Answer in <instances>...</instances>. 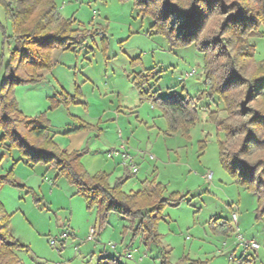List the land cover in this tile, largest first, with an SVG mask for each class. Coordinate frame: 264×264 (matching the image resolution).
Listing matches in <instances>:
<instances>
[{
  "label": "rangeland",
  "instance_id": "374dc122",
  "mask_svg": "<svg viewBox=\"0 0 264 264\" xmlns=\"http://www.w3.org/2000/svg\"><path fill=\"white\" fill-rule=\"evenodd\" d=\"M55 2L77 43L65 49L69 41L64 40L56 46L52 65L41 72L40 81L14 87L19 110L28 119L52 118L66 130L92 123L96 128L90 129V140L96 147L106 141L117 147L130 136L135 140L133 149L147 162L138 174L124 173L119 166L120 174L111 183L126 175L122 189L133 193L149 177L163 184L166 196L188 195L181 204L166 207L158 224L162 246L140 238L133 241L130 230L123 233L130 220L117 212L99 229L97 209L88 207L75 185L51 163L34 162L16 144L4 142L0 128V176L10 175L17 183L0 187V202L13 235L24 245L17 251L20 263L99 264L102 258L115 257L122 264H178L190 253L199 264H247V260L264 264V217H258V198L239 185L220 161L219 141L224 134L217 131L211 116H224L225 105L218 97L208 98L205 55L195 43L172 42L138 0ZM0 20L11 37L12 21L2 3ZM250 42L256 61H263L264 36ZM10 48H14L11 38L4 45L0 87ZM150 68L160 77L154 89L163 97L206 93L187 135L170 129L158 103L141 100L133 79ZM50 134L55 142L62 140L54 138L51 129ZM209 173L211 179L206 177ZM250 241L260 247H247ZM183 242L189 244L187 251Z\"/></svg>",
  "mask_w": 264,
  "mask_h": 264
},
{
  "label": "trees",
  "instance_id": "16d2710c",
  "mask_svg": "<svg viewBox=\"0 0 264 264\" xmlns=\"http://www.w3.org/2000/svg\"><path fill=\"white\" fill-rule=\"evenodd\" d=\"M11 19L13 34L7 35L0 20V68L4 45L13 39L14 48L5 68L0 87V128L2 140L16 144L34 162H49L75 185L90 209L96 208L99 229L117 212L130 220L132 240L161 245L158 224L169 205H179L188 193L165 195V188L155 178L146 189L126 193L122 186L128 176L110 182L109 174L91 175L81 159L88 148L67 151L50 134L48 119H28L19 110L14 87L41 80L42 71L52 65L51 53L61 43L65 49L77 43L70 24L57 12L55 0H0ZM149 9L155 26L172 42L195 43L205 55L204 74L210 85L208 98L218 97L225 105V115L212 114L219 141L220 161L224 169L242 187L258 198V217H264V60L256 61L252 37L264 36V0H138ZM65 40V41H64ZM64 41V42H63ZM159 75L153 68L134 77L142 101L158 103L172 131L188 134L198 116L199 103L206 93L184 98L163 97L154 89ZM56 107V101L53 102ZM96 128L82 123L78 130ZM16 183L10 175L0 176V187ZM229 229L225 231H229ZM96 233V228L93 230ZM24 245L10 227L0 202V264H21L17 251ZM247 264H252L247 260ZM187 255L178 264H199ZM99 264H122L115 258H102Z\"/></svg>",
  "mask_w": 264,
  "mask_h": 264
},
{
  "label": "crops",
  "instance_id": "0c3cea01",
  "mask_svg": "<svg viewBox=\"0 0 264 264\" xmlns=\"http://www.w3.org/2000/svg\"><path fill=\"white\" fill-rule=\"evenodd\" d=\"M107 111H105L106 113ZM118 112H120L118 110ZM54 114L56 113V110L53 112ZM121 116L118 115V121H119V117ZM110 120V119H109ZM50 123H51V132L54 131V138H62V140L56 142L60 148L65 149L69 152L71 151H75V150H81L84 148V146H86L88 148V152L82 157L81 161L85 167V169L91 174L94 175L98 172H106L107 174H109V178H110V182L111 179H113V177L118 174H120V168L119 166L124 167V173L125 171H129L128 168H126L123 164H122V149H121V145L122 143L117 146V147H113L116 146L115 142H108L106 141L102 147L99 146H94L93 142L90 140L93 131L91 130H78V128L80 126L75 125L74 128L72 129H68L66 130V128H62L61 126L57 125L52 118L50 119ZM102 121V118L101 120ZM88 124H92V123H88ZM67 126H69L67 124ZM94 126V124H93ZM119 131V129H118ZM118 133V132H117ZM121 133V136H120ZM119 136L122 138L124 137V133H122L121 131L119 132ZM134 143L135 140L133 138H131L130 136L126 138V151L133 157L134 162L137 164L138 166V172L137 174L140 172V169L142 168L143 164H145V159L142 156L141 152H137L136 149L134 148ZM112 146V147H111ZM102 148H106V149H102ZM112 149H116V150H120V154L115 155L113 157H109L108 156V152ZM148 162L150 163V161H152L150 157H148ZM153 172V171H152ZM151 173V171H150ZM151 179H149V177H145L144 180L142 181V187L140 190L146 189L148 187V183ZM236 214V213H233ZM112 213H110L109 218L111 217ZM108 218V221H109ZM97 218L95 219V223H96ZM239 226V225H238ZM237 226V227H238ZM94 229H92L93 231ZM94 232V231H93ZM161 238L163 237V234L160 233ZM160 238V241H161ZM141 240V239H140ZM143 242V241H141ZM144 243V242H143ZM184 247H185V251H187V247L189 246V244L187 242H183ZM157 245V244H155ZM162 241H161V245H157V246H162ZM169 245V244H168ZM191 248H193V245H190ZM189 254H187V256L189 257ZM186 256V255H184ZM109 258H115V257H109ZM190 258V257H189ZM200 261L197 257L196 260L193 261ZM144 262V260L142 261ZM201 262V261H200Z\"/></svg>",
  "mask_w": 264,
  "mask_h": 264
},
{
  "label": "built area",
  "instance_id": "2783aa9c",
  "mask_svg": "<svg viewBox=\"0 0 264 264\" xmlns=\"http://www.w3.org/2000/svg\"><path fill=\"white\" fill-rule=\"evenodd\" d=\"M190 74H188L187 76H189ZM120 136H121V133H120ZM121 149L123 151L122 153V164L128 168L129 171H131L132 173H137L138 172V166L137 164L134 162V159L133 157L126 151V144L125 142L122 143L121 145ZM120 150H116V149H112L108 152V156L109 157H113L115 155H118L120 154ZM151 158L153 159L154 156L151 155ZM207 178L211 179L212 178V173H209L207 174L206 176ZM234 219L236 220L237 219V214H234ZM93 232V231H92ZM240 239L242 240V235H239ZM247 247H250L252 249H258L260 246L257 242L255 241H250L248 244H247Z\"/></svg>",
  "mask_w": 264,
  "mask_h": 264
}]
</instances>
